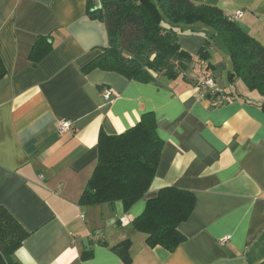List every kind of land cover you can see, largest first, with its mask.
<instances>
[{
  "label": "crops",
  "instance_id": "obj_1",
  "mask_svg": "<svg viewBox=\"0 0 264 264\" xmlns=\"http://www.w3.org/2000/svg\"><path fill=\"white\" fill-rule=\"evenodd\" d=\"M201 4L220 7L264 46V0ZM200 30L178 34L193 56L184 76L142 84L115 72L83 73L109 45L87 0H0V206L29 232L14 254L18 263L126 264L113 248L129 240V264H264V98L229 78L231 60L218 46L198 61L210 37ZM41 36L52 37V50L34 65ZM209 76L228 97L220 106L200 96L197 85ZM145 112L155 114L164 141L147 194L128 211L120 202L82 205L100 132L124 133ZM64 120L72 125L61 133ZM167 187L195 197L178 226L185 240L173 252L149 246L134 227ZM96 233L101 240L92 239Z\"/></svg>",
  "mask_w": 264,
  "mask_h": 264
},
{
  "label": "trees",
  "instance_id": "obj_2",
  "mask_svg": "<svg viewBox=\"0 0 264 264\" xmlns=\"http://www.w3.org/2000/svg\"><path fill=\"white\" fill-rule=\"evenodd\" d=\"M97 1L101 7H97ZM87 8L93 18L105 24L109 45L82 69L83 73L115 72L142 84L184 76L193 56L181 46L178 34L195 32L193 26L202 24L214 31V42L207 38L198 61H208L210 47H219L221 42L232 63L229 78L240 79L249 91L264 98V46L220 7L192 0H158V5L150 0H87ZM51 39V36L38 38L30 55L34 65L51 52ZM5 75L0 58V79ZM163 146L153 112H145L124 133L108 134L102 130L96 167L81 196V204L114 206L120 202L128 211L149 191ZM194 205L191 192L164 188L147 202L144 212L134 220V227L146 235L149 246H162L173 252L185 240L178 226L189 218ZM28 236L29 232L9 210L0 206V264H20L14 254ZM130 246L127 240L113 248L126 264L131 262ZM91 256L89 250L83 252L82 258Z\"/></svg>",
  "mask_w": 264,
  "mask_h": 264
},
{
  "label": "built area",
  "instance_id": "obj_3",
  "mask_svg": "<svg viewBox=\"0 0 264 264\" xmlns=\"http://www.w3.org/2000/svg\"><path fill=\"white\" fill-rule=\"evenodd\" d=\"M242 17L241 13L236 14L234 17L235 19H239ZM198 89L201 98H204L205 96H210L212 98V105L213 106H220L228 101V97L218 88L217 82L214 77L209 76L205 77L198 83ZM102 96L104 100L109 101L113 96V91L111 88H104L102 90ZM71 121L64 120L59 123V130L61 133H65L71 129ZM127 217H123L121 221H125ZM102 235L100 233L93 234L92 239L95 241L101 240ZM231 237L227 236L221 240V243H225L229 241Z\"/></svg>",
  "mask_w": 264,
  "mask_h": 264
},
{
  "label": "rangeland",
  "instance_id": "obj_4",
  "mask_svg": "<svg viewBox=\"0 0 264 264\" xmlns=\"http://www.w3.org/2000/svg\"><path fill=\"white\" fill-rule=\"evenodd\" d=\"M150 1H152L155 5H158V0H150ZM194 3H196V4H201V3H205V0H192ZM164 24L165 25H167L168 24V21H167V19H165L164 18ZM194 29L196 30L195 32H198V31H201L200 29H202V28H205V27H203V25L202 24H195L194 26ZM208 33H209V36L210 37H213V35H214V31H212L211 29H208ZM205 34V33H204ZM218 40V39H217ZM219 42V41H218ZM219 49L221 50V51H223L224 52V49H223V46H222V44H221V42H219ZM225 53V52H224ZM226 54V53H225ZM239 84L240 85H242V86H244L243 85V82L239 79Z\"/></svg>",
  "mask_w": 264,
  "mask_h": 264
},
{
  "label": "water",
  "instance_id": "obj_5",
  "mask_svg": "<svg viewBox=\"0 0 264 264\" xmlns=\"http://www.w3.org/2000/svg\"><path fill=\"white\" fill-rule=\"evenodd\" d=\"M97 7H101V3L97 1Z\"/></svg>",
  "mask_w": 264,
  "mask_h": 264
}]
</instances>
